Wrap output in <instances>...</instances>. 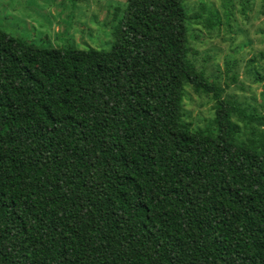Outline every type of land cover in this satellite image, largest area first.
I'll return each mask as SVG.
<instances>
[{
  "label": "trees",
  "instance_id": "16d2710c",
  "mask_svg": "<svg viewBox=\"0 0 264 264\" xmlns=\"http://www.w3.org/2000/svg\"><path fill=\"white\" fill-rule=\"evenodd\" d=\"M189 20L123 0L108 49L0 27V264H264V114L189 58ZM188 85L214 101L204 127Z\"/></svg>",
  "mask_w": 264,
  "mask_h": 264
},
{
  "label": "rangeland",
  "instance_id": "374dc122",
  "mask_svg": "<svg viewBox=\"0 0 264 264\" xmlns=\"http://www.w3.org/2000/svg\"><path fill=\"white\" fill-rule=\"evenodd\" d=\"M122 1L0 0V27L43 46L108 49L107 22ZM183 2L190 16L189 58L224 88V97L264 114V0ZM211 12L220 24L209 28L202 17ZM213 104L209 95L188 85L183 119L192 128L204 127L214 115Z\"/></svg>",
  "mask_w": 264,
  "mask_h": 264
}]
</instances>
